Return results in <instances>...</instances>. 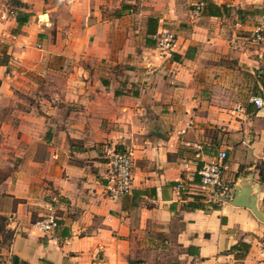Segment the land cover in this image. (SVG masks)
Segmentation results:
<instances>
[{"label": "crops", "instance_id": "1", "mask_svg": "<svg viewBox=\"0 0 264 264\" xmlns=\"http://www.w3.org/2000/svg\"><path fill=\"white\" fill-rule=\"evenodd\" d=\"M113 150L132 159L116 201ZM221 151L211 197L199 171ZM235 189L264 219V0H0L3 259L264 264V220Z\"/></svg>", "mask_w": 264, "mask_h": 264}, {"label": "built area", "instance_id": "2", "mask_svg": "<svg viewBox=\"0 0 264 264\" xmlns=\"http://www.w3.org/2000/svg\"><path fill=\"white\" fill-rule=\"evenodd\" d=\"M256 41H263L262 33L259 29L254 32ZM175 47V41L168 32L162 33L158 39V49L163 53L171 52ZM256 107L263 106L259 98L253 100ZM227 154L225 151L218 153L215 161L204 163L199 171L201 192L208 193L211 197L221 186V176L223 164ZM106 194L111 201H116L127 195L132 189V159L129 151H110L108 154V172L106 178ZM57 218L50 209L48 214L35 223V226L43 232H49L57 227ZM264 255V247L262 248ZM0 264H12L0 256Z\"/></svg>", "mask_w": 264, "mask_h": 264}, {"label": "water", "instance_id": "3", "mask_svg": "<svg viewBox=\"0 0 264 264\" xmlns=\"http://www.w3.org/2000/svg\"><path fill=\"white\" fill-rule=\"evenodd\" d=\"M232 197V205L249 208L259 220H264L260 213L256 210L254 200L250 199L247 192L235 189L232 192Z\"/></svg>", "mask_w": 264, "mask_h": 264}, {"label": "trees", "instance_id": "4", "mask_svg": "<svg viewBox=\"0 0 264 264\" xmlns=\"http://www.w3.org/2000/svg\"><path fill=\"white\" fill-rule=\"evenodd\" d=\"M2 230V226L0 225V231Z\"/></svg>", "mask_w": 264, "mask_h": 264}, {"label": "rangeland", "instance_id": "5", "mask_svg": "<svg viewBox=\"0 0 264 264\" xmlns=\"http://www.w3.org/2000/svg\"><path fill=\"white\" fill-rule=\"evenodd\" d=\"M56 13H58V12H56Z\"/></svg>", "mask_w": 264, "mask_h": 264}]
</instances>
